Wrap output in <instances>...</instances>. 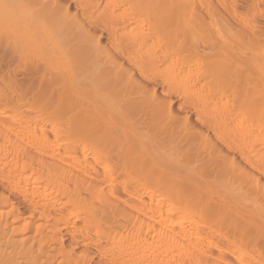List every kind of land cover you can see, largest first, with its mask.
Masks as SVG:
<instances>
[{
    "label": "bare ground",
    "instance_id": "bare-ground-1",
    "mask_svg": "<svg viewBox=\"0 0 264 264\" xmlns=\"http://www.w3.org/2000/svg\"><path fill=\"white\" fill-rule=\"evenodd\" d=\"M33 1L34 0H3V1L0 0V6H1L2 10L5 9V12L10 15L11 23L16 24V26H17V22L20 19L18 16H19V14H21L20 13L21 10L17 11L18 9H16V11L15 10L13 11V7L17 6L18 8L19 7L22 8L23 6H26V8H27L28 5H30L29 7L31 8V6H34L33 5L34 3L33 4L31 3ZM74 1L79 3V5L83 9L82 11L84 13H87V16H86L82 12L81 16H83V14L85 15V17L83 18L84 19L83 22L85 21V19H87L85 21L86 24L88 22V24L90 26L92 25V27L94 26L95 28L96 27L98 28V26L100 27V23L101 24L103 23L104 28L107 29L106 32H108V34L110 36H112V37L109 36L107 38H110V40H112V41L114 39H116L117 37L119 39H123V38L126 39L127 37L134 35L135 34L134 32H137V31L140 32V30H141L140 28H142V32H143V33L141 32L142 35L139 32H137V33H139L138 35L135 34L137 37H140V38L133 36V37H136L137 41L140 43L134 44L136 39H133V37H131L135 41L130 46L129 42H131L133 40L130 39V37H129V39L131 41H129L127 43V47H125L126 45L123 44L124 40H121L122 44H123L122 46L125 47V49L123 50V53H122L123 54L122 58H124L130 64V67L133 64L135 66L137 60H139L140 57H142V56L147 57L146 55H149L147 57V59L153 60V56L156 57V54L159 53L158 51H160L161 47L163 49H165L164 50L165 52H166L167 45L170 48L172 47L171 45H169L170 42L169 43L167 42L168 44L166 43V41H164V43H163V41L161 42V40H163L165 38L161 39V37H160L161 34L157 35V33H155V35H154V32H156L155 30L152 33V35L150 34L151 36L149 35L150 32L148 34L144 35L145 33H147L149 27H147L148 28L147 31H145V32L143 31L144 25L142 23L139 24V19H140L139 17H141L142 14H140V11H138L139 9L137 10L136 7L134 8V6H133V9H132L131 4H130L131 5L130 9H132V10H131V12L130 11L128 12V10L126 11L127 8L125 10L120 9L121 7L119 8V6L117 5L118 3L116 4V3L112 2V0H74ZM138 1L140 2V0H138ZM153 1L154 2L151 1L150 5L147 6L148 8L145 7V8L141 9V10L144 9V11L146 10L148 13V14L147 13L143 14V16H142L143 20H144V16L147 17V15H149V12H148L149 9H151V11H153V9H154L153 12H155V14H156L157 10L162 6V2H160V0H157V1L153 0ZM155 1H156V3H155ZM165 1L171 2L170 0H165ZM185 1L186 0H184L183 3H185ZM194 1H196V0H194ZM36 2H38V4L40 5L39 6L37 3H36L37 5L35 4V9L40 7V9L39 8L36 9L37 10L36 12L40 18V19H38L39 23L37 24V22L36 23L29 22L30 20L28 22L26 21V23H28V24L30 23L28 25V27H26V28L27 29L28 28L34 29L36 27L40 28V29L44 28L45 32L48 29L47 32L48 33L50 32L51 34L50 33L47 34V37L53 38L51 44H50L51 40L48 39V42H49L48 46L50 47V45L51 46L53 45V47L50 48L51 51H49L48 50L49 47L47 48V46H45V48H43L42 50H40L38 52L36 51L38 53V56H37V54H35V57L36 56L39 57V59L37 58V60H40V58H43L41 60H42V62L44 61L45 66L48 65L50 67V66H52L53 63H55L54 60H56V59L54 57L55 56L54 53L57 51L56 53L59 56H61L60 58H62V55H63V57H64L63 60H65L66 65L64 66L65 68L63 67L64 68L63 70H61V71L57 70L58 72H55L52 75H50L52 72L50 73L49 70L45 71L46 68H44L45 69V70L43 69L44 73H45V75L47 74L46 78L43 76L44 75L43 70H42V72H40L43 74L41 76L45 78V79L43 78L44 82H42L43 80L40 81V83L37 82V83H39V89H40V90H38V87H36L37 90L39 91L38 92V98H39L40 103L37 102V105H35L36 102H34V104L29 102L28 106L26 105L27 106V109H26V107L24 108V106H25L24 104H26V103L25 102L23 103V101L21 99H19V100L22 103L21 106L24 105L23 108L21 107V109H23V110L26 109L28 111V113L30 112V114L31 113L34 114L36 108L43 106L41 109L45 110L46 118H48L47 124L49 125L50 133L53 136L52 139H53V141H55L54 144H55V147L57 148V150H56V153H57L56 156L57 157L54 155L55 159H54L53 165L43 166V167H42V165H40L41 167L39 166V168L37 167V168L28 169L27 167H25L23 165L24 163L18 164L19 161H15L13 169L5 168V166H7V165L1 166L0 167V185H3L4 187L7 188V190L16 192L17 194L21 193V194H24L25 196L28 195L29 202H30L29 204H32V203L35 204L36 203V205H37L39 203V201H41L42 198L39 201H38V198L36 200L35 196L37 193H35V196H34V191L36 192L35 184L40 182L41 172L47 173L48 176L45 175V177H48L49 179H51V177L57 178L60 175L62 176V174L69 172V175L72 176V180L74 177V186L71 189L69 188V184L67 182H61L59 180L57 181V180L53 179V182H51V180L45 178V180L46 179L47 180L46 181L44 180V182H43L46 186H48V187L52 186V188L53 187L56 188L55 190L60 189V191H61L60 195L58 194L60 197H57V199L58 198L61 199V202L58 203L61 208L60 209L57 208L58 210H60L57 212H60V213L58 215L57 214L54 215V216H56V218H55L56 221H54V223H53L55 226L49 228V229H51L50 233L54 232V234H52L50 236V242L52 243V242L57 241V239H58L57 235L59 236V234H60L59 228H62V230L68 231V233L71 234V236L76 235L78 237H81L84 234L83 237H85V238L81 237L80 243L83 242L82 239L86 240V238H87V240L90 242V244H94L95 245L94 250L100 255V256L98 255L99 258L100 257H101V259L104 258V262H106V263L102 262V264L103 263L104 264H227L226 262H227L228 257L238 264L239 263L242 264L245 262L255 264L257 256L253 251L254 250V247H253L254 244H252L253 242L247 241L249 238L247 240H244V239H240V237H238L239 240H237V238H234V239H236V240H234V239H232L231 236L229 237L228 233L226 234V232H224L223 228H222L223 229L222 230L219 225H216L215 223H213V222H215V220L213 221V212L216 211L215 215H217V217L222 215L224 217V218L222 217V219L224 221H226V219H225L226 217L228 219H230V218H234L236 216L235 211L232 208H230L229 206H226V205H228L226 203H222L220 205L218 204V208L216 210L214 208L212 209L209 207H207L208 208L207 209L205 207L206 205L203 206L202 203H201L202 205L199 204L200 203V200H199L200 193L198 190L196 191L192 187L193 186L192 184L194 182L193 181L194 180L193 175H192V171L194 169H192V168H194V167H192L191 170H189L187 168H184V169L171 168L172 166L170 164H172V162H173V161H171V159H170L171 162L169 161L170 164L165 163L166 161L168 162L167 159H165L166 161L164 163L163 162L161 163V161L163 159L158 158V157H164L165 158V156L167 155L166 156V158H167L169 155L168 153L163 152V149L165 147H163L162 144L165 141L161 139L164 142L163 143L161 142L162 146L161 145L160 146L162 148V151H160V149L158 148L160 146L159 145L157 146L158 140L156 141V139H155V141L157 143L156 144V143H153L152 141H150L151 139H149L147 137V136H151V135L146 136V134H148L147 131L150 130L149 128H147L149 125L147 126L144 123V125L147 126L146 127V129H147L146 133H144L145 132L144 130H143L144 132H142V131L138 132L141 130L140 129L141 126L139 129H137L138 128L137 125L139 124V121H140V123H141V121L143 123V121L146 119L148 120V118H150L149 119L150 123H153L156 121L155 125L160 126V124H161L160 122H162V120L160 118L163 119L164 116H162V115H163V113L165 114V109H167L165 104L163 103V101L160 100V98L156 95V93L154 91L151 90L152 91L151 92V91H149L150 89L149 90L147 89V84L145 85L142 82H140L139 81L140 79L137 80L135 78H132V75L129 73L127 75L128 71L126 72V69L123 66V64H124L123 61H122L123 62V64H122L119 61H117L118 59L116 60L114 58L115 57L114 55H113L114 57L112 58L111 55H109L107 52L104 53V51H100L99 47L96 44L92 45V41H90V40H88L87 41L88 43H86V44H84L82 42H76V39H77L76 33L81 34L83 36V37L82 36L81 37L84 38V40H85V38H86V40L88 39L87 34L89 35V33H88L87 29H85L86 27H84V28L82 27V25H81L82 23H80L81 21L79 18H78L79 19V21H78V19H76V17H72L71 15L69 16V14L66 13L67 8H62L60 0H38ZM70 2H72V0H70ZM172 2H173V0H172ZM103 3H104V5L102 7ZM142 3H144V2H142ZM135 4L137 5V3H135ZM168 4L169 3H167V5ZM138 5L141 6V3ZM164 5H165V3H164ZM170 5H172V4H170ZM169 6H167V7H169ZM29 7H28V9L31 11L33 7L31 9ZM100 7L103 8L102 9L103 11L101 12L102 18L98 17V18L92 19V16L95 15V13L97 12V10H99ZM167 7L165 5V9H168ZM172 8L175 9V6H173ZM28 9L24 10V11H27L28 13H25L22 10V17L24 16V18H27L26 20H28V18H31V17L34 18V16H35V15L31 16L33 11L30 12ZM174 9H172V10H171V8L168 9V10H171V12H169L170 14L167 13L168 14L167 18L165 17L166 13H163V12L160 13V14L165 15V16H162V18L164 17L163 19L166 18V20H163L160 18L161 22H158V23L166 24L163 26H167V24H170L172 22V21H170L171 18H173L172 20L175 19L174 14L177 17L176 13H178L177 12L178 10L175 13L173 11ZM133 10H136L139 13L135 14V16H134ZM151 11H150V13H152ZM161 11H162V9H161ZM172 11L174 13L173 16H172ZM13 12L14 13L16 12V13L14 14ZM200 12L201 11L199 10V13ZM206 12L207 13L205 14V16L203 14V17H205V18L207 17L208 14H210L211 11L210 12L206 11ZM17 13H19L17 15V17L19 19L16 17ZM135 13H137V12H135ZM200 14L202 15V13H200ZM152 15H154V14H152ZM197 15H199L198 12H197ZM74 16H76V15H74ZM147 18H145V21H147ZM176 19H178V17ZM157 20H159V19H157ZM162 20L165 21V23H163ZM205 20H208V19H205ZM221 20L222 19H220V21ZM169 21H170V23H169ZM210 21H212V20H210ZM140 22H142V18H141ZM149 23H146V24H149ZM175 23H177V21ZM12 24H10V26ZM83 24H85V23H83ZM219 24H221V23H219ZM216 25H217V23L215 24V26ZM16 26H15L14 30L16 29ZM224 26H226V25H224ZM101 28H103V27H101ZM150 28H151V26H150ZM27 29H26V31H27ZM103 30H105V29H103ZM103 30H102V32H103ZM164 30H167V29H164ZM221 31L220 32L218 31V34L221 33V35H222V33H224ZM93 32H94V30H93ZM132 33H134V34H132ZM162 33H164V31H162ZM54 34H56V35L58 34L59 36L58 37H56V35L53 36ZM202 34H203V32H202ZM20 35H21V33H20ZM50 35H51V37H50ZM93 35H94V33H93ZM213 35H214V33H213ZM221 35H220V37H221ZM223 36H225V34H223ZM88 37L90 38L93 36L91 35ZM214 37H215V35H214ZM61 38L62 39L65 38L63 41V44H64L63 48L66 47V51H67V52H65V55H64V51H63L65 49L61 48V45H63ZM173 38H175V37H173ZM138 39H140V41ZM238 39L239 38H237V40ZM53 40H56V41H53ZM166 40H168V39L166 38ZM214 40H216V39L214 38ZM251 40L253 41V39H251ZM57 41L58 42L61 41V43L59 42L60 46L58 45ZM112 41L110 42V45L112 43V46L113 45L115 46V44H114L115 41H113V42ZM125 41H127V40H125ZM217 41H219V40H217ZM248 41H247V43L250 42V41L249 42ZM199 42H201V41H199ZM232 42L234 43V41H232ZM235 42H237V41H235ZM214 43H215V41H214ZM236 44H238V42ZM236 44H234V45H236ZM243 45H244V43H243ZM243 45H242V47H243ZM117 46H119V45H117ZM55 47L57 48V50ZM169 47H167V50ZM211 47H208V48L211 49ZM237 47H238V45L235 46L234 50H236ZM249 47H250V50H249V52H247V57L245 59V62L247 64H249L248 65L249 67H247V65L245 63L246 66L244 67V69L246 67L247 68H246V71H244V69H243V71L246 72V74H245L246 79L248 78L247 81L249 80L248 84L252 83L251 88L253 87L254 92L252 91L253 93L251 92V94H253V96L250 97L251 95H250V93L248 94V91H247V93H244L241 89L242 93H244L246 95L248 94V97H246V95H245L246 99L244 98V101H245L243 103L244 107H242L243 106L242 105L241 107H237V109H236V107H235L236 104H235V106L233 105L234 106L233 107L234 109H233V108H231L232 105L230 106V104H229L230 109H229V107H227L228 109L225 108L226 110L224 109L225 110L224 113L221 112V113H223V114H221V116L223 115L222 118L224 117L223 119L226 122L224 127L222 126L223 129L226 128L229 123H233L234 121H240V117H242L241 120L242 119H248L251 124L253 123L251 125V128H250L251 133H249V134L245 133L243 138L242 137H241L242 139L240 138L242 140L241 142H243V139L244 140L247 139L248 145L250 144V142H252V144L256 143V129L254 130V128L256 127V117L260 116L259 118L264 119V109H262L263 107L260 109H258L256 107V81H257V79H256V73H255L256 72L255 71L256 70V64H255L256 63L255 62L256 57L255 56L258 55L259 53L258 54L256 53L257 50H255V48L252 49L253 47H251V46H249ZM53 48H55V50H53ZM170 48H169V50H170ZM185 48H187V46H185ZM217 48H219L218 45H217ZM244 48H245V46H244ZM105 49H106V47L103 48V50H105ZM112 49H113V47H112ZM187 49H186L185 53H187ZM62 51H63V53H62ZM118 51L115 53H118ZM161 51H162V49H161ZM214 51H216V50H214ZM236 51L240 52L242 50L240 49V51L239 50H236ZM245 51L246 50L243 49V52H245ZM108 52H110V50ZM163 52H162V54L164 55L165 53H163ZM188 53H190V52L188 51ZM202 53H200V54L202 55ZM171 54H174V53L170 52V55ZM181 54H182V52H181ZM195 54L199 55L197 52H195ZM195 54H194V56H196ZM166 55H168V54H166ZM166 55L164 57H166ZM185 55H183V56H185ZM240 55L241 54L239 53V56ZM243 55L245 56V54H243ZM191 56H193V55L192 54L189 55L190 58H191ZM179 57H181V56H179ZM207 57H209V56H207ZM182 58H184V57H182ZM242 58H243V56H242ZM178 59H180V58H177L175 56L174 60H173V58H172V60H170V58H169V60L166 61L168 63H166L167 67L165 68V70L166 69H167V71L169 70V72L172 75L171 78H169V76H168L167 84L169 86H172V88H169L168 91H164L166 93L164 95L165 97L167 94L171 95L173 93V90H174L173 87L176 86V84L180 85L181 83L179 84V82L180 81L182 82V80L183 81L185 80L183 85L186 86V84H188L186 81H189L188 85H192L191 87L194 89L196 87L195 85H199V83L201 81L200 80L201 78L200 79L198 78L200 75L199 76L193 75V71L197 68L196 64L194 65V63H192L194 59L193 60H183L182 59V61H181V59L180 60H178ZM185 59H186V57H185ZM204 59H205V57H204ZM217 59H219V58L218 57L214 58L215 62H213V64H215L217 62L215 64L217 66L212 65V64L210 65V69H209L210 70L209 71L210 72L209 73L210 79L211 78L213 80L216 79V81L218 83L221 82V84L223 83V81L225 84V82L228 81V78L232 81V79L230 78V75L232 77V74L230 72H228V73H230V75L228 74V78L226 79L227 74H225V72H222L223 68H219V67H222V65L219 66L218 61H220V60L217 61ZM102 60L105 62L107 61L105 63V65L107 63L112 65V66L109 65L110 67H112V69L108 66L106 69L105 65L103 64L104 62ZM121 60H123V59H121ZM205 60H208V59L206 58ZM238 60H241V59H238ZM161 61H162V59H161ZM225 61H228V60H225ZM225 61H224V65H225ZM140 62H142L141 59H140ZM157 63H158V61H157ZM207 64L209 66V63H207ZM160 65H162V64L160 63ZM232 65H235V64H232ZM237 65H238V63H237ZM137 66H135V67H137ZM205 66H207V65H205ZM211 66H213V67H211ZM243 66L240 64V68ZM149 67L150 66L148 65L147 69H150ZM38 68H41V66L40 67L38 66ZM230 68H232V67H230ZM83 69H85V71L86 70L88 71L89 76H84L85 74L83 75V73H82L84 71ZM132 69H133V66H132ZM147 69H145V70H147ZM149 71H148L147 75H144V73H143V76H141L142 79L144 80V82L146 80V82H148V85L149 84L152 85L155 82L157 83L158 82L157 80L160 79V77L162 76V73L160 76L159 70L156 67L153 70V72L150 71L151 74L149 73ZM239 73H241V72H239ZM263 73L264 72H262V74ZM207 74H206L205 83L201 82L204 85L208 84V83H206L208 81V77H209ZM122 75L123 76L125 75L124 77L125 78L127 77V79L125 80ZM179 76H180L179 79H182L180 81L177 78ZM224 76H226V77H224ZM233 76L237 77L236 74ZM235 77H232L234 81H235ZM122 78H123V80H122ZM40 79H42V78H40ZM120 79H121V81H120ZM212 79L209 81H212ZM246 79H244V82H245L244 87H246V83H247ZM124 80L126 82H124ZM166 80H167V78H166ZM176 80H178L179 82L176 83ZM225 80H227V81H225ZM241 80H243V79H241ZM234 81H233V83H234ZM217 82H216V84H217ZM228 82H227V84H228ZM121 83H122V85H121ZM165 84H166V82H165ZM227 84L225 86H227ZM249 86L250 85H248V88H249ZM162 87H164V86H162ZM188 87H187V90L189 89ZM209 87H211V89H212V86H209ZM221 87H222V85H221ZM241 87H242V85H241ZM131 88L133 90H131ZM251 88H249L248 90L251 91L252 90ZM196 89H198V87ZM219 89L217 88V90H219ZM133 91L138 96H134L135 94H132V97H131L130 96L131 94H130L129 95L130 99L131 98L132 99L128 100V106L122 105L125 103L124 101L126 100V98H125L126 93L129 94ZM147 91L151 92V93H148ZM195 91H193V92L194 93L198 92V91H196V92ZM185 93H187V92H185ZM140 94H141V97L139 96ZM187 94H189V93H187ZM197 95H198V93L196 94V96ZM198 96H197V98H198ZM146 97H148V99H146ZM168 98H170V97H168ZM207 99H209V100L204 101L205 99L204 100L199 99V101L197 102V103H199V102L201 103L203 101L201 103L202 106L199 104L198 108H196L197 113H200V115H203L204 113H206L205 111L208 108L206 106V104L211 103L210 98H207ZM35 100H36V98H35ZM134 100H135V102H134ZM166 100H168V99H166ZM223 102L224 101H222L221 103L222 104L227 103V102H225V103H223ZM41 103L43 105H41ZM19 104H20V102H19ZM30 104H32V105H30ZM125 104H127V103H125ZM238 104H239V102H238ZM262 104H264V103H262ZM216 105H218V104H216ZM119 106L123 107L125 109H119L120 108ZM214 106L211 107V110H213L212 112H214V109H215ZM19 108H20V106H19ZM168 108H169V106H168ZM6 109L0 107V113H3L4 111H6ZM145 109H146V112H145ZM257 109H258V111H256ZM216 110H217V108H216ZM259 110H261V111H259ZM221 111H222V109H221ZM15 113H16V111H15ZM18 113H17V115H18ZM206 115H207V113H206ZM140 116H141L142 120L138 121V119H140ZM168 117L171 118V116H168ZM170 118H168V119H170ZM206 118H204V115H203L201 120L203 122L209 121V123L211 125L212 124L210 122L211 119L207 120ZM168 119L167 120L165 119V121H169ZM135 120H136V122L138 121L137 125H135L136 124V122H134ZM183 120H186V119H183ZM165 121L163 119L164 125L166 123ZM175 121H177V120L175 119ZM175 121L173 119V123ZM257 121H258V119H257ZM260 121H263V120H260ZM157 122L160 124H158ZM169 122H172V121H169ZM169 122L167 123V125L168 126L170 124L172 125V123H169ZM215 123H216V121H215ZM215 123H214V125H215ZM220 123H222V122H220ZM183 124H185V123H183ZM187 124L188 123L186 122V124L183 125V127H182L183 129L180 127L183 130V132L182 131L179 132V130L176 128L177 125L176 126L174 125V127L178 131L173 127L177 131V133L174 129L171 128L172 126L169 127L171 130L168 129V132L170 131L169 133H172V137H174V138L175 137L176 138L183 137L184 134L188 131V127H186ZM135 126L137 128H135ZM145 126H143V127H145ZM153 126H154V124H153ZM153 126H151V127H153ZM159 126H157L156 128L154 126V128L157 129V128H159ZM179 126H181V125H179ZM184 126L186 127V129H184ZM165 128L167 129L168 127H165ZM220 128H221V126H220ZM136 129H137V131H136ZM155 129H153V130H155ZM221 130H222V128H221ZM261 130H264V129H261ZM154 132H156V131H154ZM160 132H161V127H160ZM262 132H260V133H262ZM142 133H144L145 135L144 134L142 135ZM180 133L182 134V136L178 135ZM34 135H35L34 137H36V134H34ZM258 135H259V137L261 136L260 134H258ZM39 136H40V133L38 135V138H39ZM263 136H264V134H263ZM40 137H42V136H40ZM44 138H42L43 143L40 142V145L41 144L44 145V140H45ZM153 138H155V136ZM261 138H263V137H261ZM37 141H39V140H37ZM259 141H263V140L261 139V140H258V142ZM159 142H160V140H159ZM106 143H108V144L111 143L112 145H114V147L116 146V148L112 147L111 144L108 145L109 147L111 146L109 148V147H107ZM167 143L168 142L166 141V143H164V145ZM154 144H156V146H154ZM72 145L76 146V149H79V153H80L79 155L81 156V160H77L76 157H78V156H76V154H75V151H74L75 147H71ZM261 145H264V144L262 143ZM49 146H50V144H49ZM153 146H154V148L157 147L160 151L159 153H161L163 156H159L158 152H156L157 154H154L153 153V151H154ZM165 146H167V145H165ZM209 147L212 151H214L215 153L217 152V154H219L220 151L218 152L219 149H216L215 146H209ZM111 148H113L115 151H117V152L114 151L115 153H117V155H116L117 158L114 161L111 157L115 153L112 151L113 149H111ZM49 150H48V152H49ZM72 150L74 151V154L76 157L72 156V153H73ZM70 151H72V152H70ZM111 153H114V154L111 156ZM51 154H53V153L51 152ZM77 155H78V153H77ZM116 156H114V157H116ZM46 158H47V156H46ZM87 159H90L91 163H89L88 162L89 160H87ZM158 159H160V160H158ZM120 160L122 161V163L120 162ZM172 160H174V159H172ZM176 161H175V163H176ZM92 163L95 165V167L92 165ZM116 164L121 165V167L118 165L119 169L120 168L122 169V166L124 164H128L129 168L126 170V173L124 174V172H123V174L129 175L130 181L132 180L131 176H133L134 181L138 185L137 187H139V189L141 188L140 190H142L141 191L142 193L138 196L139 203L136 204L140 207V210L138 209V211L140 212V213H138L139 218L136 219L138 221L132 222L129 229L124 228L123 225H121V226H119V224L115 225L113 222H109L107 219V216H108V214H106L107 211H109V215H110L111 211H113V210H114V213H116L115 209H116V211L117 210L119 211V209L122 210L119 205L118 206L120 208L117 209V205H116L117 203H114L115 205L113 204V202L108 203L110 200V197L113 194V193H111V191L114 189V187L116 186L115 184L117 182V181L115 182V180H116L115 178L117 177L116 176V174H117L116 169L118 167ZM167 164L170 165L171 167L168 166ZM188 165H190V164H188ZM124 166L126 167V165H124ZM31 167H32V165H31ZM43 168H45L46 171H44ZM98 169L102 171V174L97 171ZM172 169L176 170L177 172L180 170L179 173L182 176L180 174L177 175V172L173 171ZM122 170L124 171V167ZM42 176H44V173H42ZM86 176H89V177L92 176L94 179H92V177L88 178ZM81 177H84V178L82 179ZM85 178H88V179H85ZM96 178H102L104 180V182L102 183L103 185L101 184L102 186L101 185L98 186L99 184L97 185V183L95 181ZM28 179L31 181H29ZM81 179L82 180L85 179L88 182L90 179L91 183L87 182V186L83 187L84 182H82ZM114 182H115V184H114ZM123 185L127 186V183H126V181L124 182L122 180L121 183L119 182V184L117 186H118V188H121L120 186H123ZM127 187H126V189H127ZM121 189H123V188H121ZM130 190H132V189H130ZM38 191L39 190L37 187V192ZM57 192H56V194H57ZM179 192H180V194H179ZM196 192H198V194ZM184 193H185V195H184ZM185 196L187 198H190V199L185 198ZM37 197H38V195H37ZM51 197H53V196H51ZM54 198H53V200H54ZM26 200H27V198H26ZM47 203H49V202H46V204ZM97 203H98V205L100 204L99 205V206H101L100 208H99V206H97L98 208L96 207ZM41 206H43V208H44V205L41 204ZM113 206H115V207H113ZM28 208H29V206H28ZM39 209H40V207H39ZM12 210H13V208L9 209L8 211L0 210V218L1 217L7 218V216H9L10 214L13 213ZM46 212H48V211H46ZM251 212L254 214L253 210ZM84 213H87V215L84 217L82 216L83 218H80L82 214L84 215ZM114 213L112 215H114ZM48 214L46 215L45 219L47 218ZM52 215H53V213H52ZM15 216H17V215L15 214ZM41 218L43 219V217H41ZM109 218H111V217L109 216ZM48 220L50 221V218ZM254 220L255 219L253 218V216L251 214V216H249L248 219H246V220L244 219L243 221H240L242 224L239 227L244 229V225L248 224V225H252L256 230V224H255ZM5 221H6V219H5ZM18 221H19V219H17V217H16L14 220L13 219L10 220V222H11V223L9 222L10 225L7 224L6 222H4L5 228L4 227L0 228V264H20L18 261V258H19L18 254H16V256L17 255L18 256L15 257V255H13L12 252H10V251L7 252L6 249H4L5 243L8 244L7 243L8 239L7 240H5V238L3 239V236L6 237L5 235L7 234L8 231L10 232L11 235L14 232L17 233V231H19V233L22 232L23 234L27 231L28 228L25 225L22 227V229H20V227H19L21 224H19L18 226L14 225V224L18 223ZM224 221H222V222H224ZM45 222H44V224H45ZM219 222H221V220ZM25 223H26V221H25ZM57 223L62 224L63 226L57 228L56 227ZM127 223H128V221H127ZM5 224L8 226L6 227ZM42 226H43V224H42ZM47 228H48V226H47ZM241 228H240V230H241ZM52 229H54V230L52 231ZM58 232H59V234H58ZM19 233H17V235L15 234V235L18 236ZM42 237H41V239H42ZM46 237H44V238L46 239ZM68 237H70V236H68ZM7 238H9V237L7 236ZM47 238L49 240V236ZM26 239H28V237H26V238L24 237L23 239L22 238L16 239V242L14 241L15 242L14 245L19 242L18 245H19V248H21L20 247L21 242H23V240H26ZM43 239H42V241H44ZM102 240H104L103 241L104 246L101 245ZM4 241H6V242H4ZM35 242H36V240H35ZM249 243H251V244H249ZM42 244L44 245L45 243H42ZM85 244H86V242L83 245L85 246ZM10 245H11V243H10ZM54 245H56V243ZM56 246H58V242H57ZM67 246L70 247L72 245H70V246L67 245ZM6 248H7V246H6ZM11 248L8 250H11ZM48 249H50L52 254L53 253L56 254V255H54V258H53L54 260L57 259V258H55V256L57 257L58 255H59V257H61L60 255H62V259L64 258L65 260H67V258L70 259L71 255L73 256V254H74V251H73L74 248L71 250L69 249L70 251H68V250L65 251L64 249H62V246H60L59 249H55L54 247L53 248L48 247ZM90 250L93 252L92 249H90ZM83 251L85 252V250H83ZM38 252H41V256H43L44 259L45 258L52 259L51 256H53V255H50L51 253L49 254L47 251H44L41 248V246H39ZM26 253L27 252H25V254ZM76 254H78V253H76ZM81 255H84V254H81ZM66 256H67V258H66ZM24 257L25 258L23 260L26 263H32V262L37 261L36 256H32L31 254H26V256H24ZM50 259H49V261H50ZM64 259L60 262L63 263ZM79 259H81V257ZM79 259H77L78 262L73 263V264H80ZM86 259H87V257H86ZM86 259L84 258V260H86ZM105 259H106V261H105ZM71 261L72 260H69L66 263L72 264ZM50 262L52 263L53 261L51 260ZM228 262H229V259H228ZM42 263H43V261H42ZM45 263H46V261H45ZM48 264H50V263H48ZM83 264H85V263H83Z\"/></svg>",
    "mask_w": 264,
    "mask_h": 264
},
{
    "label": "rangeland",
    "instance_id": "rangeland-1",
    "mask_svg": "<svg viewBox=\"0 0 264 264\" xmlns=\"http://www.w3.org/2000/svg\"><path fill=\"white\" fill-rule=\"evenodd\" d=\"M36 1H38V0H34L33 2H31L32 4L34 3L33 4L34 6H31V8L32 7L34 8V9L32 8V10H31V11H33L31 16H33V15H35V16L37 15V16L36 17L34 16V18H32L30 16L31 18H28V20H26L27 18H24V16L22 17V10H23V12L28 13L27 11H24V10H27L30 5H28L27 8H26V6H23L22 8L19 7L20 9L17 6L13 7V11L14 10L16 11V9H18L17 11L21 10V12H20L21 14H19V13L16 14V17L19 14L18 17L20 18L19 19L17 17L19 19L17 22V26H16V24L11 23L10 15L5 12L4 8H3L4 10H2V8L0 6V8H1L0 9V107L5 108V109L7 108L6 111H4L3 113H0V167L7 165V166H5V168H9V169H13L15 161H19L18 164L24 163L23 165L25 167H27L28 169L37 168V167L39 168L40 165H42V167L43 166H50V165L54 164V159H55V156L57 154L56 153L57 148L55 147V144H54L55 141H53V139H52L53 136L50 133L49 125L47 124L48 118H46L45 110L41 109L43 107L41 105H43V104L41 103V105H40L41 107L35 109V113L33 112L34 114H32V113L30 114V112L28 113V111L26 110L29 102L32 104H34V102H36L35 105H37V102H39V98H38V92H39L38 90H40L39 89V83L42 80H43L42 82H44V79L47 77V74L45 75V73H44V70H45L44 68H46L45 71L49 70L50 73L52 72L51 74L49 73L50 75H52L53 73L58 72L57 70H59V71L63 70L65 68L64 66L66 65L65 60H63L64 59L63 55H62V58H60L61 56H59L56 53L57 51L56 52L54 51L55 52L54 57L56 59V60H54L55 63H53L52 66H50V67L47 64H46L47 66H45L44 61L42 62V60H41L43 58H40V60H37V58L39 59V57H37L38 56L37 52L42 50L43 48H45V46H47V48H48L49 47L48 46V43H49L48 39L51 40V42H50V44H51L53 38L47 37V34L50 33V32L49 33L47 32L48 29H47V31H46L47 33H46L44 28H42V29L37 28V27L34 29L28 28L29 30L26 28L30 24V23L29 24L26 23V21L28 22L30 20L29 22H33V23L37 22V24L39 23L38 19H40V18L36 12L37 11L36 9H38V8L40 9V7L35 9V4L36 3L38 4V2H36ZM73 1L74 0H72V2ZM141 1L144 3H142ZM151 1L154 2L153 0H140V2L138 0H136V1L135 0L134 1L133 0H112V2H114L116 4L118 3L117 5L119 6V8L121 7L120 9H122V10H125L127 8L126 11L128 10V12L129 11L131 12V10L133 9V6H134V8L136 7L137 10L139 9L138 11H140V14H142L141 17H139L140 18L139 24L142 23L144 25V27H143L144 32L147 31V29H148L147 27H149L147 33H145L144 35L148 34L149 32H150L149 35L150 34L152 35V33L155 30L156 32H154V35H155V33H157V35L161 34L162 35V36L160 35L161 39L165 38V39L161 40V42L162 41H163V43H164V41H166V43L170 42L169 45L172 46L170 48L167 45V47H169L170 50H169V48L167 50V47H166V52L164 51L165 49H163L161 47L162 51H161V49H160L161 52L158 51L160 54L159 53L156 54V57L158 59L155 56H153V60L147 59V57L149 55H146L147 57H145V56L140 57V59L143 63L140 62V59L137 60L135 66L138 65L137 66L138 68L135 67L134 64L131 65V67H130V64L124 58H122L123 57L122 53H123V50L125 49V47H127V43L129 41H131L130 40V39H132L131 37L136 36L135 34L138 35L139 33L142 35V33H143L142 28H140L141 30L139 29L140 32L137 31L139 33H137V32H134L135 34L132 33L134 35L131 34L132 36H129L130 39H129V37H127L126 39L125 38L119 39L117 37L116 39L113 40V41H115L114 42L115 46L114 45L112 46V43L110 45V42L112 40H110V38H107L110 35L108 34V32H106L107 29L104 28L103 23L102 24L100 23V27L98 26V28L97 27L95 28L94 26L92 27V25L90 26L88 24V22H87V24L89 26L86 24L85 21L87 19H85V21L83 22V20H84L83 18L85 17V15L87 16V13H84L82 11L83 9L79 5V3L74 1L73 2L74 4H73L72 2H70V0H60V3L62 5V8H67L66 13H68L69 16L71 15L72 17H76V19H78V18L80 19V21H81L80 23H82L81 24L82 27L83 28L86 27L85 29H87V31L89 33V35L87 34L88 39L86 40V38H85L86 41L84 40V38H82L83 36L81 34L76 33V38H77L76 42H82V43L86 44V43H88L87 41L90 40V41H92V45L96 44L99 47L100 51H104V53L107 52L109 55H111L112 58L115 56L114 58L116 60L118 59L117 61H119L122 64L124 62L123 66L126 69V72L128 71L127 75L129 73L132 75V78H135L137 80L140 79L139 80L140 82H142L145 85L147 84V89L148 90L150 89L149 91H151V90L154 91L156 93V95L160 98V100L163 101V103L165 104V106L167 108V109L164 108L165 114L163 113V115H162V116H164L163 119L165 121V119L167 120L168 118H170L168 116H171V118L168 120L172 121V122L165 121L166 123L164 125L163 119L160 118L162 120V122L159 121L161 124L157 122L158 124H160V126H159V125H155L156 121L153 123H150L149 122L150 118L147 117L148 120L145 118L146 120H144L143 123H142V121L140 123L139 120H142L141 116H140V119H138L139 124H140V125L138 124L139 126L137 125L138 121L136 122L137 119L134 121V122H136L135 125H137V127H138L137 128L135 126V128L139 129L141 126V128H140L141 130L138 132H141V131L144 132L145 131L144 133H146V131H147L146 127L149 125L147 128H149L150 130L147 131L148 134H146V136L151 135V136H147L149 139H151L150 141H152L153 143H156V141L158 140V144L156 143L157 146L158 145L160 146L164 141H165L164 143H166V141L168 142L167 144H165L167 146H165L164 143L162 144L163 147H165L163 149V152L168 153L169 155L167 158H166V156H167L166 154H165L166 155L165 158L164 157H158V158L163 159L161 161V163L162 162L164 163L166 161L165 159H167L168 162L166 161L165 163L170 164L171 161L174 162V163L172 162L173 165L170 164L172 167L167 164L168 166H170L171 168H174V169L187 168V169L191 170V168L194 167V168H192V169H194L192 171V175H193V179H194L192 187L196 191L198 190L200 193V198H199L200 203L199 204L202 203L203 206L206 205L205 206L206 208L207 207L212 208V209L214 208L215 210L218 208V204L219 205L222 203L228 204L226 206H229L230 208H232L235 211L236 216L234 218H230V219H228L226 217L225 218L226 221H224L222 219V217H223L222 215L219 216L221 219L219 217H217V215H215V212H216L215 211V212H213V221L215 220V222H213V221L212 222L215 223L216 225H219L221 229L223 228L224 232H226V234L228 233L229 237L231 236L232 239L237 238V240H239L238 237H240V239L247 240L249 238L247 241L253 242L252 243V244H254L253 245V247H254L253 251L257 256L255 264H264V224H263L264 223V145H261L262 143L264 144V142H263L264 141V136H263L264 130H261V129H264L263 128L264 127V119L259 118L260 117L259 115H258L259 117H256V127L254 128V130L256 129V143L252 144V142H250V144L248 145L247 139H245V140L243 139V142H241L242 141L241 139L243 138L245 133H248V134L251 133L250 128H251V125L253 123L251 124L248 119H242L241 120L242 117H240V121H234L233 123H229L227 125V127L224 128L225 129L224 130L223 127L226 124V122L223 119L224 117L222 118L223 115L221 116V114H223L224 111L226 109H228L227 107H229V109H230L231 105H232L231 108H233L236 104V106H235L236 109H237V107H241L242 105H243L242 107H244V104H243L245 102L244 98L246 99V97H248L249 93L251 95L250 97L253 96V94H251V92L253 91V87L251 88L252 83L249 82L250 84H248L249 80L247 81L248 78L246 79V75H245L246 72H244V71H246V68L249 67L248 66L249 64H247L245 62V59L247 57V52H249V50H250L249 46L253 47L252 49L255 48V50H257L256 53L260 54V55L258 54L259 56L258 55L255 56L256 57V60H255V62H256L255 63L256 64V70L255 71L256 72L255 73H256V79H257V81H256V107L258 109L263 107L262 109H264V104H262V103H264V73L262 74V72H264V59H263L264 58V0H196V1L186 0L185 3H183L184 0H180V1L179 0H177V1L173 0V2H172V0H170L171 2H169V1L167 2L165 0H160V2H162V6L159 8L160 10L158 9L157 13L155 14V12H153L154 9H153V11H151V9H149L148 12H149V15L150 14L151 15L150 16L147 15L148 18L146 16H144V20H143L142 16H143V14L147 13V11L145 10L146 11L145 12L144 9L143 10H141V9L150 5ZM156 1H155V3H156ZM134 2L137 3V5ZM166 2L169 4L167 5ZM140 3H141V6L138 5ZM164 3L166 5V7L169 6L170 4H172L169 7H167L168 9L171 8V10L174 9L172 7L175 6V9L173 10L175 13L178 10L177 11L178 13H176L178 19H176L177 17L175 16V14L172 11V16L174 14L175 19L172 20L173 18H171L170 21H172V22L170 23V21H169L170 24H167L168 27L163 26L166 24L158 23V22H161L160 18L161 19L164 18V17L162 18V16L166 15L165 17L167 18V15L170 14L169 12H171V10L165 9ZM103 5H104V3L102 4V7H103ZM130 6L132 7V9H130ZM102 7H100L99 10H97L95 15L92 16V19L101 17V15H102L101 12L103 11ZM161 9H162V11H161ZM198 9L201 11L200 13H202V15L199 13ZM133 11H134L133 12L134 16H135V14L139 13L136 10H133ZM150 11L152 13H150ZM206 11H208V12L211 11V12H210V14H208L209 16L207 15V17L205 18V17H203V14L205 16V14L207 13ZM82 12L85 15L83 14V16H81ZM135 12H137V13H135ZM162 12L166 13V14L165 15L160 14ZM197 12L199 15H197ZM152 14H154V15H152ZM74 15H76V16H74ZM141 18H142V22H140ZM145 18H147V21H145ZM166 18L163 20H166ZM204 18L208 19V20H205ZM79 19H78V21H79ZM157 19H159V20H157ZM209 19L212 21H210ZM220 19H222V20L220 21ZM163 20H162V22L165 23V21H163ZM176 21H177V23H175ZM83 23H85L86 25ZM146 23H149V24H146ZM216 23H217V25L215 26ZM219 23H221V24H219ZM10 24H12L13 26L12 25L10 26ZM14 25L16 26V29H15L16 31L14 30V28H15ZM224 25H226V26H224ZM150 26H151V28H150ZM101 27H103V28H101ZM26 29L28 32L26 31ZM103 29H105V30H103ZM164 29H167V30H164ZM93 30H94V32H93ZM102 30H103V32H102ZM162 31H164V33H162ZM218 31L219 32L221 31L224 33H222V35H221V33L218 34ZM202 32H203V34H202ZM20 33H21V35H20ZM93 33H94V35H93ZM213 33H214L215 37H214ZM223 34H225V36H223ZM55 35L56 34H54L53 36H55ZM91 35L93 37L89 38L88 36H91ZM220 35H221V37H220ZM58 36L59 35L57 34L56 37H58ZM50 37H51V35H50ZM110 37H112V36H110ZM136 37H133V39H136V41L132 39L133 41L129 42L130 46L134 41H135L134 44L140 43L137 41V38H140V37H137V38ZM173 37H175V38H173ZM166 38L168 40H166ZM214 38L216 40H214ZM237 38H239V39L237 40ZM64 39H62V44H63ZM251 39H253V41ZM121 40H124V41L127 40L125 42L123 41V44L126 45L125 47L122 46L123 44H122ZM138 40L140 41V39H138ZM198 40L201 42H199ZM217 40H219V41H217ZM53 41H56V40H53ZM214 41L216 44L214 43ZM232 41H234V43ZM235 41H237L238 44H236L237 42H235ZM247 41L249 43H247ZM59 42L61 43V41H59ZM59 42L57 41L58 45L60 46ZM243 43H244V45H243ZM234 44H236V45H234ZM117 45H119V46H117ZM217 45L219 46V48H217ZM237 45L239 48L237 47L236 50L240 51V49H241L242 51L238 52V51L234 50L235 46H237ZM242 45H243V47H242ZM63 46H64V44L61 45V48L65 49V50H63L64 55H65V52H67V51H66V47L63 48ZM185 46H187L188 49L185 48ZM244 46H245V48H244ZM52 47H53V45L52 46L50 45L48 50L51 51L50 48H52ZM105 47H106V49L103 50V48H105ZM112 47H113V49H112ZM208 47H211V49ZM55 48H53V50H55ZM108 49L110 50V52H108L109 51ZM186 49H187V53H185ZM243 49L246 51L243 52ZM56 50H57V48H56ZM214 50H216V51H214ZM63 51H62V53H63ZM114 51L115 52L118 51V53H115ZM188 51L190 53H188ZM162 52L165 54L163 55ZM170 52L174 53V54L170 55ZM181 52L183 55H185V54L186 55L183 56L181 54ZM195 52H197L199 55H196ZM200 53H202V55ZM239 53L241 54L240 56H239ZM35 54H37L36 57H35ZM166 54H168V55H166ZM188 54L189 55L192 54L193 56L195 54L196 56H194V57L191 56V58H192L191 59ZM243 54H245V56ZM165 55H166V57H164ZM178 55L181 57H179ZM175 56L177 58H180V59L182 57H184V58H182L183 60H193L194 59L193 62L192 61L191 62L194 63V65L196 64L197 68L194 70L195 72L193 71V75H197V76L200 75L198 77L199 79L201 78L200 79L201 81L199 83L200 86L195 85L196 87L194 86L195 87V89H194L191 87L192 85H188L189 81H186L188 84L185 83L186 84V86H185V85H183L185 80L183 81L182 79H179L180 78V76H179L177 78L179 81L182 80V82L181 81L179 82L178 80H176V83L179 82V84L180 83L181 84L180 85L176 84V86L173 87V89H174L173 93H172L173 95L167 94L165 97L164 95L166 93L164 91H168L169 88H172V86H169L167 84L168 76H169V78H171L172 75L169 72V70L168 71H167V69L165 70V68L167 67L166 63H168L166 61L169 60V58H170V60H172V58L174 60ZM207 56H209L211 59ZM242 56H243V58H242ZM185 57H186V59H185ZM204 57H205V59L207 58L208 60H205ZM213 57L219 58V59H217V61L220 60V61H218L219 62L218 64H219V66L222 65V67H219V68H223L222 69L223 71L222 70L221 71L225 72V74H227L226 75L227 77L224 76V77H226V79L228 78V74L230 75V73H231L232 77H235L233 75L236 74L237 77H235V81L233 80L231 75H230V78L232 79V81L229 78H228L229 82L227 80H225L228 82V84H227V82H225V84H224V81L222 84H221V82L218 83L216 81V79L213 80L212 78H211L212 81H209V80H211L210 76H209L210 75L209 74L210 73L209 72L210 71L209 70L210 65L211 64L215 65L217 63L216 62L215 64H213V62H215ZM121 59H123V60H121ZM161 59H162V61H161ZM180 59H178V60H180ZM182 59H181V61H182ZM238 59H241V60H238ZM225 60H228V61H225ZM157 61H158V63H157ZM224 61H225V65H224ZM103 62L102 63L105 65V63L107 61L106 62L103 61ZM160 63L162 65H160ZM207 63H209V66ZM231 63L235 64V65H232ZM237 63H238V65H237ZM245 63L247 65V67L244 69V67L246 66ZM240 64L242 66L243 65L244 66L240 68ZM109 65H110L109 63H107L105 65L106 69H107V66L108 67L112 66V65H110V66ZM148 65L150 66L149 67L150 69H147ZM205 65H207L208 67ZM38 66L39 67L41 66V68H38ZM132 66H133V69H132ZM215 66H217V65H215ZM155 67L159 70L160 76L162 73V76L160 77L159 80H157L158 81L157 83L155 82L152 85L151 84L148 85V82H146V80L144 82V80L142 79L141 76H143V73H144V75H147L149 70L153 72ZM211 67H213V66H211ZM230 67H232V68H230ZM110 68L112 69V67H110ZM145 69H147V70H145ZM243 69H244V71H243ZM42 70H43L44 75L42 73H40V72H42ZM83 70H84L82 72L83 75L85 74L84 76H89L88 71L87 70L85 71V69H83ZM150 71H149V73H150ZM228 72H230V73H228ZM239 72H241V73H239ZM206 74L209 76V77L207 76L208 81L206 82L208 84L204 85L201 82L205 83ZM41 75H43L45 78L42 77ZM40 78H42V79H40ZM166 78H167V80H166ZM124 79L126 80L127 77L126 78L124 77ZM241 79H243V80H241ZM244 79H246V81H247L246 87H244V85H245ZM122 80H123V78H122ZM125 80H124V82H126ZM120 81H121V79H120ZM164 81L166 82V84ZM233 81L235 84L233 83ZM37 82H39V83H37ZM216 82H217V84H216ZM122 83H121V85H122ZM226 84H227V86H225ZM247 84L250 85L249 88L252 89L251 91L248 90L249 88H248ZM161 85L164 87H162ZM221 85H222V87H221ZM241 85H242V87H241ZM209 86H212V89ZM36 87H38V90ZM187 87L189 88L188 90H187ZM197 87L199 90L196 89ZM217 88L218 89L220 88V89L217 90ZM241 89L244 93H247V91H248V94L246 95V94L242 93ZM131 90H133V89L131 88ZM195 90L198 92H196ZM184 91L189 93V94L185 93ZM193 91H195L196 93H194ZM133 92H131L129 94L126 93V96H125L126 100L124 102L127 104L124 103L122 105L128 106V100L132 99V98L130 99V96L132 97V94H135V92L134 93ZM151 92H148V93H151ZM197 93L199 95V96L197 95L198 98L196 96ZM245 95H246V97H245ZM134 96H138V95L135 94ZM139 96L141 97V94ZM148 97H146V99H148ZM168 97H170V98H168ZM35 98H36V100H35ZM207 98H210L211 103L206 104V106L208 107L205 111L207 113V115H206V113H204L203 115H204V118L207 117L206 118L207 120L211 119L210 120V122L212 123L211 125H210L209 121H207L208 123L206 121H205L206 123L203 122L201 120L203 115H200V113H197V111H196V108H198V105L199 104L201 105V103L203 102L202 101L201 103L200 102L197 103L199 101V99H201V100L205 99L204 101H206V100L208 101L209 99H207ZM19 99H21L23 101V103L24 102L26 103V104H24L25 106L24 105L21 106L22 103ZM166 99H168V100H166ZM18 101L20 102V104ZM222 101H224L223 103H225V102H227V103L222 104L221 103ZM134 102H135V100H134ZM238 102H239V104H238ZM32 104H30V105H32ZM216 104H218V105H216ZM229 104H230V106H229ZM19 106H20V108H19ZM23 106H24V108L26 107V109H24V110L21 109V107L23 108ZM168 106H169V108H168ZM213 106L215 108L214 112H212L213 110H211V107H213ZM216 108H217V110H216ZM119 109H125V108L120 107ZM221 109H222V111H221ZM258 109L256 111H258ZM261 110H259V111H261ZM15 111H16V113H15ZM145 112H146V109H145ZM221 112H223V113H221ZM17 113H18V115H17ZM172 118L174 119V121H175V119L177 121H175L173 123ZM183 119H186L187 121L183 120ZM257 119H258V121H257ZM260 120H263V121H260ZM215 121H216V123H215ZM168 122L172 123V125L170 124L168 126L167 125ZM186 122L188 123L186 125V127H188V131L187 132L185 131L186 132L185 134L183 133L184 134L183 137H179V138L175 137L174 138V137H172V133H169L170 131L168 132V129H170L169 128L170 126H172L171 127L172 129L175 128L174 125L175 126L177 125L176 128L179 130V132H181V131L183 132L182 127H183V125L186 124ZM220 122H222V123H220ZM144 123L147 126H145ZM183 123H185V124H183ZM214 123H215V125H214ZM153 124H154L155 128L157 126H159V128L155 129ZM163 125L165 127H168V128L166 129ZM179 125H181V126H179ZM143 126H145V127H143ZM151 126H153V127H151ZM220 126H221L222 130H221ZM160 127H161V132H160ZM178 127L179 128L181 127L182 129L181 128L179 129ZM186 127L184 126V129H186ZM152 128L155 130H153ZM137 129H136V131H137ZM154 131H156V132H154ZM177 131H176V133H177ZM260 132H262L263 134ZM39 133H40V136H42V137L39 136V138H38ZM144 133H142V135ZM34 134H36V137H34L35 136ZM258 134H260L261 136L259 137ZM178 135L182 136L181 133ZM152 136L153 137L155 136V138H153ZM261 137H263V138H261ZM35 138L39 141H37ZM42 138L45 139V140L43 139L44 145H42V144L40 145V142H42ZM155 139H156V141H155ZM161 139L164 141H162ZM261 139L263 141L258 142V140H261ZM159 140H160V142H159ZM49 144H50V146H49ZM110 144L106 143L107 147H109L108 145H110ZM156 144H154V146H156ZM111 146L114 147V145H112V144H111ZM154 146H153V148H154ZM161 146L158 147L160 149V151H162ZM209 146H215L216 149H219L218 150V152L220 151L219 154H217V152L215 153L214 151H212ZM71 147H75L74 151H75L76 156H78V157L75 156L73 150H72L73 151L72 156L76 157L77 160H81V156L79 155L80 154L79 149H76V146H74V145H72ZM114 148H116V146ZM155 148H154L155 152L153 151V153L157 154L156 152H158L159 156H163L161 153H159L160 152L159 149L157 147H155ZM111 149H113V148H111ZM48 150H49V152H48ZM72 151H70V152H72ZM112 151L114 152L115 150L113 149ZM51 152L53 154H51ZM115 152H117V151H115ZM77 153H78V155H77ZM114 153H111V156ZM116 155H117V153H115L111 157L113 159V161L117 158ZM46 156H47V158H46ZM114 156H116V157H114ZM170 159H171V161H170ZM172 159H174V160L176 159L177 160V161L175 160L176 163ZM87 160H89L88 162L91 163L90 159H87ZM121 160H120V162L122 163ZM158 160H160V159H158ZM188 164H190V165H188ZM31 165H32V167H31ZM92 165L95 167V165L93 163H92ZM124 165H126V167ZM124 165L122 166V169L124 167V171L121 168H120L121 170L119 169V166L121 167V165H119L118 167L116 166L117 167V169H116L117 170L116 171L117 177L115 178L116 179L115 182L116 181L117 182H116V184L114 182V184L116 185L115 186L116 188L114 187V189L111 191V193H113V194L110 197V200L108 202V203L113 202V204L117 203L116 204L117 209H119L121 207L122 210L119 209V211L118 210L116 211V209H115L116 213H114V210H113V211H111L110 215H109V211L106 210L107 211L106 214H108L107 219L109 222H113L115 225L119 224V226L123 225L124 228L129 229L132 222L138 221L136 219L139 218L138 213H140V212L138 211V209L140 210V207L136 204L139 203L138 196L142 193L141 192L142 190H140L141 188L139 189V187H137L138 185L134 181L133 176H131V178L134 182L132 180H131L132 181L131 182L129 175H124L126 173V170L129 168L128 164H124ZM43 169H44V171H46L45 168H43ZM174 169H172V170L177 172ZM97 171L102 174L101 170L98 169ZM123 172H124V174H123ZM179 172H180V170L177 172V175L180 174ZM42 173H44V176H42ZM45 175L48 176L47 173L41 172L40 182L35 184L36 192L34 191V196H35V193H37L35 196L36 197L35 199L37 200V198H38V201H39L42 198L41 201H39V203H38L39 205L38 204L36 205V203L35 204L34 203L29 204L30 202H29L28 195L25 196L24 194H21V193L17 194L16 192L7 190V188L4 187L3 185H0V210L8 211L9 209L13 208V210H12L13 213L10 214L9 216H7V218H5V217L0 218V228L4 227V222L9 224L10 220L11 219L14 220L16 217H17V219H19V221H18V223L14 224L15 226L16 225L18 226L19 224H21L19 226L20 229H22V227L24 225L27 226V228H28L24 234L22 232L19 233V231H17V233L20 234V235L18 234V236H16L17 233H15V232L12 234L13 235L12 236L10 234V232L8 231L7 234L5 235L6 237L3 236V239L5 238V240L8 239V241H9V242L7 241L8 244L5 243L4 249H6L7 252L8 251L12 252L13 255H15V257H17L19 255L18 261L20 264L26 263L23 260L25 258L24 256H26V254H31L32 256H36V259H37L36 262L26 263V264H48V263H50V264H54V263L55 264H59V263L63 264L64 263L65 264L69 260H72L71 263L73 264V263L78 262L77 259H79L80 257H81V259H79L80 264L81 263L82 264L83 263H85V264H102V262H104V258H102L103 260L101 259V257L99 258L100 255L94 250L95 249L94 244H90V242L87 240V238H86L87 241L82 239L83 242L80 243V241H81L80 238L83 237L84 234L81 237H78L76 235H73L74 236L73 237V236H71V234L68 233V231L62 230V228H59L60 234H61L60 235L58 232L59 236L57 235V238L59 240L57 239L56 242H52V243L50 242V236L52 234H54V232L50 233L51 229H49V228L55 226L53 223H54V221H56V219H55L56 216H54V215H56V214L58 215L60 213L57 211H60L58 209H60L61 207L58 203L61 202V199L60 198L57 199V197H60L59 195H60L61 191L58 188H57L58 190H55L56 188H54V187L52 188V186H50V187L46 186L43 182H44L45 178H47V179H49V178L45 177ZM86 177L91 178L92 176H90V177L86 176ZM81 178L83 179L84 177H81ZM88 178H85V179H88ZM53 179H55L57 181L59 180L61 182H67L69 184L70 189L73 188V186H74V177L72 180V176L69 175V172L62 174V176L60 175L57 178L51 177V179H49V180H51V182H53ZM92 179H94V178L92 177ZM84 180H82V182H84L83 187H86L88 181L85 180L86 181L85 182ZM122 180L124 182L126 181L128 187L126 185H123V186H120L123 189L118 188L117 185L119 184V182L121 183ZM29 181H31V180H29ZM95 181H96L97 185L99 184L98 186H100L104 182V180L102 178H96ZM88 183H91L90 179H89ZM125 186L127 187V189ZM37 187L39 190L38 192H37ZM130 189H132L133 191ZM56 192H57V194H56ZM196 193L198 194V192H196ZM179 194H180V192H179ZM37 195H38V197H37ZM184 195H185V193H184ZM51 196H53V197H51ZM26 198H27V200H26ZM53 198H54V200H53ZM185 198H187V197L185 196ZM187 199H190V198H187ZM46 202H49V203L46 204ZM41 204L44 205V208H43V206H41ZM99 205L97 203L96 207ZM28 206H29V208H28ZM38 206L40 207V209ZM100 207L101 206H99V208ZM113 207H115V206H113ZM45 210L48 212H46ZM252 210L254 211V214L251 212ZM52 213H53V215H52ZM113 213H114V215H112ZM15 214L17 216H15ZM47 214H48V216L45 219ZM251 214H252L253 218L255 219L254 221L256 224V230L252 225H248V224L244 225V229L239 227L242 224L240 221H243L244 219L245 220L248 219V217L251 216ZM86 215H87V213H84V215L82 214L80 218H83ZM109 216L111 218H109ZM41 217H43V219ZM48 217L50 218V221L48 220L49 219ZM4 218L6 219V221ZM219 219L221 220V222H219L220 221ZM25 221H26V223H25ZM127 221H128V223H127ZM222 221H224V222H222ZM44 222L46 225L44 224ZM42 224H43V226H42ZM5 226L7 227L8 225L5 224ZM47 226H48V228H47ZM61 226H63V225L57 223L56 227L58 228ZM240 228H241V230H240ZM54 229H52V231ZM7 236L9 238H7ZM46 236L47 237L49 236V240ZM68 236H70V237H68ZM24 237L25 238L28 237V239L23 240V242H21V244H20L21 248H19V245H18L19 242L18 241H17L18 243L15 244L16 246L14 245V243L16 242V239H21V238L23 239ZM41 237H42V239L44 237H46V239L44 238L43 239L44 241H42ZM83 238H85V237H83ZM35 240H36V242H35ZM234 240H236V239H234ZM103 241L104 240L101 241L102 244L100 243L102 246H104ZM4 242H6V241H4ZM57 242H58V246H56ZM85 242H86V244L84 246L83 244ZM10 243L13 247L10 245ZM42 243H45V244L43 245ZM55 243H56V245H54ZM66 244L69 246L70 245H72V246L68 247ZM249 244H251V243H249ZM6 246H7V248H6ZM39 246H41V248L44 251H47L49 254L51 253L50 255H53V256H51L52 259H50V258L44 259V257L41 256V252H38ZM60 246H62V249H64L65 251H67V250L70 251L71 249L74 248L73 249L74 254H73V256L71 255L72 258L70 257V259H69L66 256L67 260H65L63 258L64 259L63 263L60 262L63 260L62 255H60L61 257H59V255L57 257L55 256V258H57V259L54 260L53 258H54V255H56V254H54V253L52 254L50 249H48V247L49 248L54 247L55 249H59ZM10 248H11V250H8ZM90 249H92L93 252ZM83 250H85V252ZM25 252H27V253L25 254ZM76 253H78L79 255ZM16 254H18V255L16 256ZM81 254H84V255H81ZM86 257H87V259H86ZM84 258L86 260H84ZM49 259H50V261L52 260L53 262L51 263L49 261ZM106 259H105V261H106ZM228 259H229L230 263L228 262ZM44 260L46 261V263ZM42 261H43V263H42ZM104 263H106V262H104ZM226 263L227 264H238L235 261H233L232 259H230L229 257L227 258ZM239 264H241V263H239ZM242 264H254V263L245 262Z\"/></svg>",
    "mask_w": 264,
    "mask_h": 264
}]
</instances>
